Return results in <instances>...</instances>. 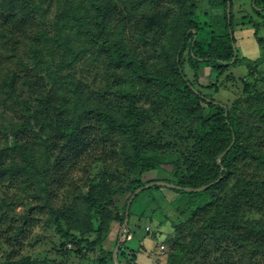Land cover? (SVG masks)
I'll return each mask as SVG.
<instances>
[{
  "label": "trees",
  "instance_id": "16d2710c",
  "mask_svg": "<svg viewBox=\"0 0 264 264\" xmlns=\"http://www.w3.org/2000/svg\"><path fill=\"white\" fill-rule=\"evenodd\" d=\"M90 1L82 13L78 0H0V264H69L21 255L45 215L60 256L98 246L94 264H115L120 244V264H138L130 221L146 191L159 192L154 209L168 200L161 224L173 230L157 264H264V73L246 64L229 105L212 94L238 87L226 75L242 62L237 49L228 64L236 28H252L264 60V0L252 12L234 0ZM155 170L169 177L149 179ZM158 182L172 187L128 208Z\"/></svg>",
  "mask_w": 264,
  "mask_h": 264
},
{
  "label": "rangeland",
  "instance_id": "374dc122",
  "mask_svg": "<svg viewBox=\"0 0 264 264\" xmlns=\"http://www.w3.org/2000/svg\"><path fill=\"white\" fill-rule=\"evenodd\" d=\"M73 1V0H70ZM81 2L83 8L82 13H86L91 9V1L90 0H78ZM107 2V5L110 0H104ZM116 1L119 5L120 2L118 0H112ZM201 1V0H199ZM102 4H104L102 1H100ZM234 3L238 5L243 11L252 12V7H254L253 4H255V1L252 2V0H234ZM86 6L87 8H84ZM120 7V6H119ZM57 9L56 4L55 8L52 10V14L50 19L54 18L55 15H57ZM115 19H113L114 25H115ZM254 31L252 28L250 29H241L236 28L235 29V37L237 39L236 47L240 52V59L242 62H240L239 65L232 67L227 73L229 75H232L235 78V83L238 85V87L234 86V82L226 83V86L230 88V90L221 88V90L218 93H212L210 90H204L206 93H212L214 98L217 101H221L223 104H231L236 98H239L242 92V84L240 82V78L246 77V75L249 73V69L247 68L246 64L250 63L253 69L251 70H261L264 73V60L261 58V54H263V50L259 47V45L256 43V40L254 38ZM260 37L264 38V26L260 30L259 33ZM242 63V64H241ZM187 69L190 71L189 74L192 77L194 73L187 67ZM226 75H223L220 79V82L226 81ZM202 82L206 85L209 84V77L205 76V78L202 80ZM164 171L170 170V167L166 166L164 167ZM162 172V173H161ZM169 173V172H168ZM166 173V174H168ZM82 175L81 173H78ZM163 173V171L158 172V170L148 172L146 176L149 179H158V178H168L169 174L166 175ZM163 192L166 190H162ZM152 194H156L159 192L156 191H146L142 193L141 198H145V201L139 205H134L133 208V215L130 221V227L132 230V237L133 240L128 242L129 248L134 250L135 253V261L138 264H157L158 263V256L155 255V251L159 249V245L165 241V239L171 238L173 234V230L169 223H162L165 221V213L169 210L168 209V200H165L163 197L158 198V206L156 209V205L148 200V196ZM165 193V192H164ZM167 197H169L168 193H165ZM63 195L62 197H64ZM135 208H138L137 212L140 214L139 218H134V210ZM165 208V209H164ZM24 207H21L18 209L19 212H24ZM142 215V218L140 216ZM37 222L39 223L38 226L33 230V234L30 239V243L26 244L23 251L21 252V255L24 256H30L34 259H40L43 260L44 258H48V260H57V261H64L69 264H94V262H98L101 258V253L99 252V247L97 246L98 250H95V252H91L88 255L78 254L77 256H60L58 254V251L60 249L61 236L58 233L57 226L55 224L49 223V216L45 215L42 217L37 218ZM94 225H97V222H94ZM117 226L116 222H112L111 227L112 231L109 235V237L106 238L105 242V248L106 250H112L115 246V240H116V232L114 230V227ZM146 227H150L152 229V233L148 234L146 233ZM156 234V236H154ZM92 239H95L93 235L91 236ZM90 238V239H91ZM63 240V239H62ZM71 245H68V249ZM7 248L5 246H0V256L2 257V254L6 252ZM115 250V249H114ZM114 254V253H113ZM67 255V254H66Z\"/></svg>",
  "mask_w": 264,
  "mask_h": 264
},
{
  "label": "water",
  "instance_id": "95a60500",
  "mask_svg": "<svg viewBox=\"0 0 264 264\" xmlns=\"http://www.w3.org/2000/svg\"><path fill=\"white\" fill-rule=\"evenodd\" d=\"M254 1H255V0H254ZM227 12H228V15H230V12H231V4L228 5V11H227ZM234 55H235V56H234V59H233L232 62L228 63L229 65H232V64L237 60V58H238V50H237V47H236L235 44H234ZM216 104H219V103H216ZM219 105H222V104H219ZM233 144H234V142L232 143V145H233ZM232 145H231V146H232ZM230 148H231V147H229V148L227 149V151L224 153V155H226V154L228 153V151L230 150ZM218 162H219V159H218ZM154 185H162V186H166V187H172V185H170V184H168V183H164V182L151 183V184H149V185H146L145 187H142V188H140V189H138V190L136 191V194L132 197V199H131V201H130V203H129V205H128V208H130V205H131V203L133 202V199L135 198V196H136L137 194H140L141 192L150 189V188H151L152 186H154ZM207 188H208V186H206V187H201V188H197V189L186 188L185 190L188 191V192H192V191L201 192V191L206 190ZM128 223H129V213L127 212L126 219H125V222H124V226H123V227H124V228H127ZM121 234H122V232L120 233V236H121ZM119 246H120V244H118V245L116 246L115 250H114L113 258H114V262H115V264H120V262H119V258H118Z\"/></svg>",
  "mask_w": 264,
  "mask_h": 264
},
{
  "label": "clouds",
  "instance_id": "9594fccd",
  "mask_svg": "<svg viewBox=\"0 0 264 264\" xmlns=\"http://www.w3.org/2000/svg\"><path fill=\"white\" fill-rule=\"evenodd\" d=\"M163 247V248H162ZM165 247L164 246H161V249H164Z\"/></svg>",
  "mask_w": 264,
  "mask_h": 264
},
{
  "label": "built area",
  "instance_id": "2783aa9c",
  "mask_svg": "<svg viewBox=\"0 0 264 264\" xmlns=\"http://www.w3.org/2000/svg\"><path fill=\"white\" fill-rule=\"evenodd\" d=\"M163 248V247H162Z\"/></svg>",
  "mask_w": 264,
  "mask_h": 264
}]
</instances>
